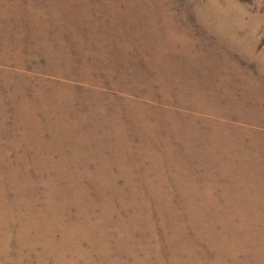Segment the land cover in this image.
<instances>
[{"label": "rangeland", "instance_id": "1", "mask_svg": "<svg viewBox=\"0 0 264 264\" xmlns=\"http://www.w3.org/2000/svg\"><path fill=\"white\" fill-rule=\"evenodd\" d=\"M25 2L0 0V35H4L9 46L6 49L0 43V86H3L0 89V162L4 158L0 169L14 167L18 171L16 182L29 180L34 193L29 192L28 198L35 196L37 210L55 206L45 201L47 198L60 204L65 198L63 192L72 195L70 187L64 185L68 189H62L63 179L55 177L60 174L81 180L88 188L90 200L86 206L81 199L82 203L77 204L80 208L63 210L65 231L56 230L53 240L45 236L49 216L40 221L43 231L36 237L37 231L27 225L31 218L26 219L25 206L19 205L14 216L0 224V264H135L149 249L147 264H259L245 247L225 251L216 241L210 247L212 241L208 234L200 236L193 228L196 224L187 209L191 203L182 199L187 192H207L204 185L211 186L210 181L220 179L218 183L226 182V189L230 191V177L224 175V166L210 162L212 167L204 155L197 157L194 153L195 147L212 145V131H221L223 139L232 136L238 152H256L259 145L264 148V0H41V6L56 10L41 15L47 26L50 23L47 34L52 38L56 28H61L60 34H63V39L50 47L58 54L66 52L55 63L47 61L43 50L30 40L31 34H37L32 20L37 16L27 9L9 12ZM112 6L116 13L113 19L109 16L113 15ZM135 16L149 24L141 35L134 33L138 26L127 21L133 22ZM51 17L58 20L62 17L77 33V40L74 41L67 26L62 28ZM81 17L83 23L79 24L76 20ZM98 20L109 23L114 20L118 26L101 30ZM143 39L150 44L141 43ZM167 39L172 42L167 43ZM37 51L43 58L36 57ZM85 66L93 69L97 79L87 78ZM105 67L111 68V77L103 71ZM161 79L169 81L170 91L165 100L163 93L155 92L165 87L159 83ZM189 86L205 89L204 98L194 97V89ZM41 89L57 98L50 103V99L41 101L34 96ZM31 104L38 112L39 121L44 122L45 114H49L51 122L62 118L68 123L56 126L57 131L48 127L52 134L61 130L73 137L66 141L52 140L51 133L44 128L14 122ZM143 110L148 114L147 120V116L136 114ZM2 112L5 117H1ZM86 115L96 119L95 123L100 118L105 122L92 124ZM138 116L145 120L142 122ZM76 117L80 119L77 124L73 122ZM254 117L258 120L252 121ZM76 130L92 133V140L78 142L74 138ZM165 130L184 136V141L189 140L173 142L174 151L168 141L163 157L157 153V159L156 156L148 158L144 151L149 152V145L160 149L163 142L158 135L162 131L166 134ZM35 135L41 140H35ZM99 135H109V141L94 139ZM195 140L197 144H191ZM223 147L231 151V147L220 141L215 150L218 153ZM101 149L103 158L97 156L87 161L89 152ZM21 155L26 161L19 160ZM38 156V164L44 158L56 164L61 159L66 162L60 170L47 168L40 181L41 176L31 164L32 158ZM221 160L223 165L230 164ZM257 164L264 165L260 159ZM87 171L109 175L114 184L108 180L107 184L97 183L94 187L90 182L94 177ZM222 174L226 181L222 180ZM129 177L131 182H127ZM9 178L2 181L7 183ZM56 179L58 183H54ZM159 180L165 192L172 195L171 204H148L142 225L130 226V215L137 214L133 208L123 205L131 198L129 189L147 192L148 183ZM4 189L14 206L17 200L28 201L10 188ZM150 189L157 190V187L150 186ZM220 193L214 190L213 198L223 204ZM70 198L72 201L73 197ZM166 206L173 209L174 215H179L172 217ZM120 218L127 222L128 229L121 230ZM69 221L81 225L73 238ZM146 223L151 228L145 227Z\"/></svg>", "mask_w": 264, "mask_h": 264}, {"label": "bare ground", "instance_id": "2", "mask_svg": "<svg viewBox=\"0 0 264 264\" xmlns=\"http://www.w3.org/2000/svg\"><path fill=\"white\" fill-rule=\"evenodd\" d=\"M40 1L41 0H31V1L26 0L25 3L20 4L19 8H17L16 10L9 11V12H16V11H19L21 9H27L31 15L37 16V18H32V20L34 21L33 31L37 34H31L30 40L33 41L39 48H41L43 50V57L47 61L49 60L50 62L55 63L54 60H61L62 56H66V52L58 54V53H55L54 50H52V48H50V47L52 46L53 42L60 41V39L62 40L63 34L62 35L60 34V32L62 31L61 28L60 29L56 28L57 30L56 29L54 30L55 35L52 38H50V35L47 34L49 32L50 23L48 24L49 26H47L46 20L45 19L43 20L42 18H44L43 17L44 13L50 14L51 12L52 13L56 12V10L52 7L48 8L47 5H46L47 8L45 6H41L39 4ZM112 8H113V6L110 8V10L113 13V15H111V14L109 15L111 18L116 15L114 9H112ZM95 10L97 11V8ZM57 11H59V9ZM139 12H141V10H139ZM41 15H43V16H41ZM39 16H41V18H39ZM61 18L59 20H58V18L57 19L52 18V19L58 20L56 22L62 24L61 27L63 28L67 25L64 23V19L63 18L61 19ZM82 18L83 17H81V20L77 19L76 21L79 22V24H80V22L82 24L83 23ZM114 18H116V16ZM87 19L88 18H86V21H87ZM127 21L131 24L138 26L137 28L135 27V30H134L135 31L134 33H136L137 35H141L143 28H146L147 26H149L148 22L143 23V19L140 16H138V17L135 16L133 18V22H131L132 20L130 21L129 19ZM114 22H115L114 20H111V23L106 22V21H103V22H101L99 20L97 21V23L102 28L101 30L107 29V28L113 30V29L117 28L118 23H114ZM52 26H54L53 22H52ZM67 27L72 31L74 41L77 40V36H76L77 33L74 31V29L69 27V26H67ZM0 29H1V23H0ZM144 40L145 39H143L140 42L141 43L146 42L144 45L150 44L149 41H146V40L144 41ZM158 40H160V39H158ZM100 41H101V39H100ZM118 41L121 42L122 40L120 39ZM166 42L171 43L172 40L167 39ZM0 43L2 44L3 48H6V49L9 48L8 44L6 43V41L4 39L3 34L0 35ZM63 49L65 50L66 48L64 47ZM86 53L90 54V55L92 54L89 51H86ZM86 53H84V54H86ZM194 53H195V51H194ZM36 57L43 58L38 51L36 52ZM89 66H91V65H89ZM91 69H92L91 67L88 68V66H85L84 74L87 75L88 79H90V80L94 79L95 80V79H97L95 77L97 74L93 71V69L92 70ZM110 70H111L110 67H105V69H103V71L106 72V75L108 77H111L113 74L112 72H110ZM88 74H90L91 76L89 77ZM166 79H161L159 82L161 85L164 84L165 87H160V88H158L159 89L158 91L157 90L155 91V92L163 93V97H164L163 99L164 100L168 99L167 94L170 91L168 89L169 81H166ZM155 84H157V82ZM137 87H140V84H138ZM1 88H3V86H0V89ZM189 88L191 90L194 89V90H192L193 93H195L194 97L198 98L199 100L201 98H204L205 89H203L201 87H196V86L195 87L189 86ZM140 90L141 89L135 90V91H140ZM153 93L154 92H152V94ZM34 96L39 97L41 99V101H45V102H47L50 99L49 103L52 100L57 98L54 95H50V93L46 92L43 89H41L37 93V95H34ZM204 105H205V103H204ZM31 106H32V104L27 107L29 109H23L24 110L23 115L20 114L21 115L20 117H16L14 122L20 123V124H28L31 127H33L32 125H35V126H38V128H44L47 131L50 130L48 127L54 128L57 131L58 128L56 126H59V124H61L62 126L65 124H66L65 126L68 125V123L63 121L62 118L59 119V120H61L59 122L49 121L48 120L49 114H45V121L44 122L39 121V119L37 118V115H38L37 110L32 109ZM136 114H139L141 116H147V117H145L146 120L148 118V114L144 110L139 111ZM238 114H239V112H238ZM4 115H6V114H4L2 112L1 117H5ZM141 116H138V119H140L143 122L145 120V118L143 117L141 119ZM242 116H243V114H242ZM86 117H87V121H90L92 124L99 125V123L105 122V120H101V118H100V119H97L99 121V123H95L96 119L92 120L93 117L91 118L87 115H86ZM76 118H73L74 119L73 122H75L77 124V122L79 123L80 119L79 118L76 119ZM257 120H258V118L254 117L252 121H257ZM49 123L53 124L54 127H52ZM59 129H61V128H59ZM195 129L196 128H194V130ZM80 131L78 132L76 130V135L79 134V136L77 137L75 135V137H74L78 142L80 139H81V142L92 140V135H91L92 133L89 134V133H86V131H84V132L82 131L83 134H80V133H82ZM196 132L199 133V131L197 129H196ZM49 133H51V132L49 131ZM67 133L69 135V132H62L61 130H59L57 134L51 133L49 139H52V140L57 139L58 141H66L65 139L73 137L72 135L67 136ZM165 133L166 134H164V131H162L161 135H158V137H160L162 139V142H163L162 145L160 146V149H159V147H157L158 149H156V147L154 145H149L150 146V149H148L149 152L144 151L145 155L148 158H155V156H156V159H157V153L161 157H163L165 155L164 152L168 148L167 147L168 141L170 142V145L173 148V151L175 150V147L172 145L173 142L178 141L179 143H183L182 141H184L183 139L185 137L184 136L178 137L177 133L176 134L170 133L171 134L170 135L166 130H165ZM212 133L213 134H211L212 137L210 140H211V144L213 146L212 145H206L205 147L202 146L203 148L200 146L195 147L194 153L196 154L197 157L200 154L204 155L205 161H208L209 163L212 162V163L216 164L217 166L219 165L218 167L224 166V168H225L223 171V172H225L224 175H226L227 177H230V180H229V182H230L229 190L230 191H228L226 189V182L218 183L221 181V179L218 178V179H220L219 181H215V182L210 181L211 186L207 183L204 185L205 186L204 188L207 192H204V193L197 192V194H194L196 192L191 193V194H190V192H187L184 196V199H182V201L186 200V201H188V203L189 202L191 203V206L187 207V209L190 210L189 216L191 217V219H193V223L196 224L193 228H195L196 233L200 234V236H204L203 234H208L209 240L212 241V243L209 244L210 247L215 245L214 244L215 241L220 243L221 246H219V247L224 249L225 251H228L231 247H232V250H234L236 248L238 250V248L242 249V247H245L250 253H253L255 255V259H257L259 264H264V165L257 164V159H260V161H262L264 163V148L259 145V146H256V150H257L256 152H254V150H248V149H247L248 152H246V151L238 152V151H236V143L233 142L234 138L232 136H225L226 138L223 139V138H221V137H223L221 134V131H219V132L212 131ZM40 136L44 137V138L47 137L46 134H44V133L40 134ZM109 137H110L109 135L108 136L99 135V136L95 137L94 139H98V141L106 142V141H109ZM229 138H231L232 141L229 140ZM83 139H85V140H83ZM35 140H41V139L37 135H35ZM188 140L189 139H187V141H184V143L188 142ZM235 140H236V138H235ZM146 141H147V137H146ZM219 141L225 142L227 147H231V151L229 152L227 148L223 147V149L218 150V153H217L215 148H216ZM60 143H63V142H60ZM194 143L197 144V140L193 141L191 144H194ZM254 145H255V143H254ZM233 149H234V151H233ZM61 152L62 151H60V153ZM101 152H102V149L97 150V152L95 151L94 153L89 152L87 154V161H91V160H93L94 157H97V156H101V158H103L104 155ZM132 152L133 151H128L127 153H132ZM139 152L142 153L141 151H138V154H139ZM228 152L229 153L234 152V154L229 155ZM219 156L221 158H219ZM223 156H225V157H223ZM21 157H22V159H19V160L26 161L24 159V155H21ZM38 158H39V156L32 158L31 164H33L37 168L36 169L33 167L35 169V172L41 176V177H39L40 181L43 179V176H44L43 173L48 172V171H46L47 168L50 170H58V169L60 170V169H62V166L64 167V163L66 162V160L61 159V160H58L59 163L56 164V162H54L52 159H45L44 158V160L43 161L41 160V163L38 164L37 163ZM221 159H225L226 162H229L230 164H224V165L221 164V161H222ZM3 161H4V158H3L2 162H0V164H4ZM235 161H238V162H235ZM235 164L237 166L240 165V168L235 166ZM210 165L212 167H214L211 163H210ZM101 167L104 170L106 169L104 165H101ZM87 173H89V172L87 171ZM1 175H2V179H1ZM17 175H18V171L14 167L6 166L5 169H0V224L3 223V220L5 218L13 217L14 213H15L14 211L17 210V207L19 208V205H23V206H25V208L27 210L26 219L31 218L27 222V225L33 226L32 228H34L37 231V232H35L36 237H39L38 233L43 231V229L41 228V224H39V223L44 218V216H49V220L47 221V223L50 222L49 226H47L45 228L46 229L45 236L49 237V238L51 237L53 240V234L56 230L59 231V229L60 230L62 229L63 232L65 231V220L62 223V217H63L62 212H63V210L65 209V211H66L70 207H79L80 208V205H77V204L82 203L80 201L81 199L83 201H85V206H86V201L90 200V198L88 196V190H87L88 188L85 185H83V182H81V180L70 176V174L69 175L67 174L66 176L60 174V175H57L55 177L59 176L58 178L61 177L63 179L61 181V183L63 185L62 189L63 190L68 189L66 186L70 187L73 191L72 195L71 196L66 195L67 193L63 192V194L65 195L64 196L65 198L62 201H60V204H55L52 201V198L49 196L50 198H47L45 201H47L50 204H53L55 206L54 207L44 206L45 210L44 209L43 210H37L36 208H34V203H35L34 197L35 196L33 198H28V197H30L29 192H31L32 194L34 193V190L31 189L32 186H29V180L25 181L24 183H18L14 180L17 177ZM88 175L89 176L92 175L94 177V178L90 179V182L94 187H97V183L107 184L108 180L111 184H114V183H112L113 179H111L109 177V175L103 176L104 174H101V173L100 174L89 173ZM224 175L222 174L221 178H222V180L226 181V179L224 178L225 177ZM9 176L11 177V180L7 183H4L2 180L4 178H9ZM89 176H86L85 178H87V177L91 178ZM232 177H233V179H232ZM55 181L56 182H54V183H58L59 179H56ZM131 181L132 180L130 177L127 178V182H131ZM145 181H146V179H145ZM64 185H66V186H64ZM129 185H131V184H129ZM161 185H162V183H160V180H159L157 182L154 181V182L148 183V185H147L148 191L147 192L146 191H138L137 188L129 189L130 190L129 193H130L131 198L129 199V202H127V205L126 204H123V205H125L126 208H127V206L133 208L134 213L137 214V215H130V218H129V225L130 226H136L139 224L142 225V216H143L145 209H147L148 204L161 203V204L165 205V202L171 204V202L173 200L172 195L165 192V190L163 189V187ZM150 186H156L157 190H155V189L151 190ZM5 187L10 188V190H13L14 192L20 194L22 199H23V197L28 198L27 199L28 201L17 200L16 206H14L13 205L14 203L12 202L13 203L12 204L8 199L7 193L4 189ZM214 190H219L221 192L220 198L222 201H224L223 204H218V201L213 198V191ZM143 193H146V194H143ZM68 194H69V192H68ZM261 194H263V195L261 196ZM70 197H73L72 201L70 200L71 199ZM17 198H18V196H17ZM199 201H200V203H198ZM196 202H197L198 206H196V204H195ZM166 207L170 208L169 206H166ZM166 211H167V213H171L172 217L179 215V214L174 215L172 208H170V210H167V208H166ZM31 221H33V222H31ZM69 222L73 226L72 231L70 233V237L73 238V237L78 235V233H77L78 232V226L81 227V225L77 221H73V222L69 221ZM118 224L121 226L122 231L128 229L127 222H125L123 218H120L118 220ZM96 226H98V223L96 224ZM216 226H219L217 228L219 230H217L216 228H215L216 229L215 230L213 228ZM145 227L151 228L150 224L148 225V223H146ZM6 231L8 233L10 232L9 229H6ZM228 236H230V237L228 238ZM203 241H205V240H203ZM131 250L133 252H136L134 247H131ZM148 251H150V249ZM148 251L145 252V254H144L145 257L143 259L137 258L135 264H147L146 260L148 259V255H149ZM250 253H248V254H250ZM214 259L216 260V258H214ZM206 260H208V258Z\"/></svg>", "mask_w": 264, "mask_h": 264}]
</instances>
